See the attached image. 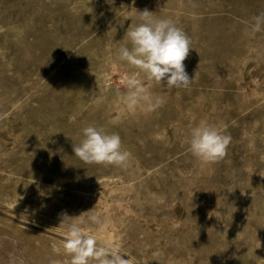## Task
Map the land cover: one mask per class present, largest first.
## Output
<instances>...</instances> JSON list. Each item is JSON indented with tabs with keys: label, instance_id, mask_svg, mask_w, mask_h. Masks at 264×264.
<instances>
[{
	"label": "rangeland",
	"instance_id": "rangeland-1",
	"mask_svg": "<svg viewBox=\"0 0 264 264\" xmlns=\"http://www.w3.org/2000/svg\"><path fill=\"white\" fill-rule=\"evenodd\" d=\"M145 9L190 37L188 88L119 58ZM261 13L264 0H0V264H68V223L133 264H264ZM134 73L159 107L128 108ZM202 121L232 138L211 165L186 143ZM89 125L119 134L124 165L74 156Z\"/></svg>",
	"mask_w": 264,
	"mask_h": 264
},
{
	"label": "clouds",
	"instance_id": "clouds-1",
	"mask_svg": "<svg viewBox=\"0 0 264 264\" xmlns=\"http://www.w3.org/2000/svg\"><path fill=\"white\" fill-rule=\"evenodd\" d=\"M139 20L140 23L128 27L124 37L131 47H120L119 58L149 81L165 84L169 88H188L194 79L189 76L184 64L193 49L190 37L171 18H157L154 12L147 9L139 12ZM251 29L256 33L264 31V13L253 18ZM122 80L128 89L123 99L129 109L134 110L142 102H147L148 110L152 111L163 103L162 100L151 102L150 94L137 73L126 75ZM82 134L80 143L73 144L74 156L82 162L115 166L127 162L129 153L123 149L119 134L108 133L94 125L84 127ZM231 139L216 126L202 121L191 128L186 143L194 158L204 165H211L227 156ZM73 218L66 212L61 213L59 225ZM88 220L103 227V221L97 214L90 215ZM63 248L70 257L68 264H133L131 257L115 245L98 242L76 223L67 224Z\"/></svg>",
	"mask_w": 264,
	"mask_h": 264
}]
</instances>
